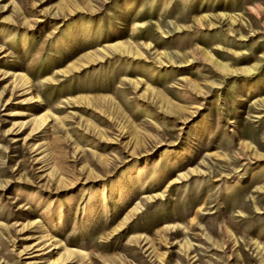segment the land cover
Returning a JSON list of instances; mask_svg holds the SVG:
<instances>
[{
  "label": "rangeland",
  "instance_id": "374dc122",
  "mask_svg": "<svg viewBox=\"0 0 264 264\" xmlns=\"http://www.w3.org/2000/svg\"><path fill=\"white\" fill-rule=\"evenodd\" d=\"M0 264H264V0H0Z\"/></svg>",
  "mask_w": 264,
  "mask_h": 264
}]
</instances>
